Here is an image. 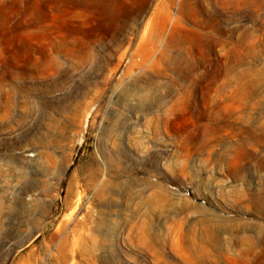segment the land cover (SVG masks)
Masks as SVG:
<instances>
[{
    "label": "rangeland",
    "instance_id": "obj_1",
    "mask_svg": "<svg viewBox=\"0 0 264 264\" xmlns=\"http://www.w3.org/2000/svg\"><path fill=\"white\" fill-rule=\"evenodd\" d=\"M115 1L0 0V264H264V0Z\"/></svg>",
    "mask_w": 264,
    "mask_h": 264
},
{
    "label": "bare ground",
    "instance_id": "obj_2",
    "mask_svg": "<svg viewBox=\"0 0 264 264\" xmlns=\"http://www.w3.org/2000/svg\"><path fill=\"white\" fill-rule=\"evenodd\" d=\"M84 3H82L84 6L86 5L85 4V0H82ZM98 1V3H102L103 2V0H97ZM109 2H110V0H108ZM112 1V0H111ZM115 1V0H114ZM116 2V1H115ZM115 6V5H114ZM119 6V5H118Z\"/></svg>",
    "mask_w": 264,
    "mask_h": 264
}]
</instances>
